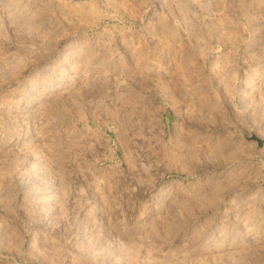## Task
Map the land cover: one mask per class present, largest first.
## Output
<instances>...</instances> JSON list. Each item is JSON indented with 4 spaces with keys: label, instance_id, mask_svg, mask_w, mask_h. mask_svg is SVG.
I'll return each instance as SVG.
<instances>
[{
    "label": "rangeland",
    "instance_id": "obj_1",
    "mask_svg": "<svg viewBox=\"0 0 264 264\" xmlns=\"http://www.w3.org/2000/svg\"><path fill=\"white\" fill-rule=\"evenodd\" d=\"M0 264H264V0H0Z\"/></svg>",
    "mask_w": 264,
    "mask_h": 264
}]
</instances>
